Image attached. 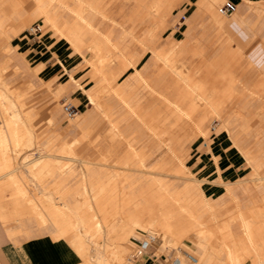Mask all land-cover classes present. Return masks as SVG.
I'll use <instances>...</instances> for the list:
<instances>
[{"label":"rangeland","instance_id":"374dc122","mask_svg":"<svg viewBox=\"0 0 264 264\" xmlns=\"http://www.w3.org/2000/svg\"><path fill=\"white\" fill-rule=\"evenodd\" d=\"M99 1L102 3V6L100 5L96 9L100 8L99 10L105 11V13L106 12L107 13L103 15L99 11L97 10L95 11V9L93 8L91 10L89 9V12L91 11L92 13L97 14L96 16L98 18V21L96 22V25L100 28L101 31L96 32L94 37L95 41L91 40V41H87V43L88 42L97 43L100 46L98 53L104 59H107L106 55L108 54L111 55L112 57L111 65L113 66L116 65L117 61L122 57L121 53L124 50L125 52H130L128 47H124V44L128 42V38H129L128 34H125L122 37V40L120 41L121 44L118 47H114L112 44V41L114 43V41L116 40L115 39L116 36H118L121 33L118 31V29L121 27L120 24L117 22V18L121 17L122 13H118V12H122L123 8L120 7L118 9H115L114 12V9L112 7L115 4H117L116 3L117 0H99ZM127 1H129L132 6L130 9H125L123 12L129 11V13L126 14L127 16L132 17L135 12L133 14H131V12L135 10V8H137L136 0H127ZM223 1L224 0H215L213 2L212 12L214 11L216 17H219V19H221L222 22H227L233 18V15L237 11L231 14H221L218 11V6ZM53 2L55 3L57 2L58 4L62 5V3L59 2L58 0H48V4L46 5V7H42L37 14L34 12L35 5L33 3L27 4L25 8L20 9L19 12L17 13V17L19 19L17 21L13 9L10 5V1L0 0V4L2 5L3 8L2 14L5 17L4 19L5 27L9 29V34L11 33L14 34L10 38L7 33L6 34L0 33V86L2 90L6 91L7 96L4 97H7L9 100L13 101L14 104L19 108L21 113L24 110L25 112L23 113H28V114L30 113V115H32V120L35 128L33 133L34 139L32 140L33 142L31 143V145L23 146L19 148L17 151H14V154L17 156V160L21 165L20 171L24 172L22 173V175L27 177V179L25 178L27 180L26 185L27 184L29 185V186L27 185V188L30 187L31 190L30 192H27V195L28 196L38 195L37 187L40 188L41 185H39L34 180L33 178L34 176H32L33 174H31L32 172L26 168L23 161L27 158L30 159L31 157H32L31 159H33L35 156L44 153L47 150V147L52 146L51 144L53 143H54V148H57L59 146L68 147L69 143H71L69 142L70 139L74 138L78 134V132L83 129L79 122L81 119L85 117V115L77 113V115L70 118L63 112L62 103L66 100L71 101L72 103H74V101L69 98H66V96L63 95L65 93L64 90L59 91L60 86L57 87L55 83L46 82L40 76L39 71L42 67V63L35 61L34 50L32 49L31 46V44L38 39L39 40H42L43 38L61 39L68 44L67 49L69 53L72 56L79 58V61L77 62L76 66L70 70V74L72 76L74 72H78L79 74H82V77L84 78V82L79 83V85L82 88H84V91L88 96V100L90 102L91 108L96 110L97 119L95 120V122H98L99 119H102L101 122H106L107 124V126L104 125L99 128V130H101V133H103L102 137L105 138L106 141L104 146L98 147V145H95L96 139H93L94 140L92 144L93 147L91 149L90 154L86 156V160L90 159L89 161L92 160L95 162V164H97V167L92 169L94 173L106 168L107 170L112 172H114L115 170L116 171L119 170V172L125 170L134 175L141 176L144 179L143 182H141L140 186L137 187L132 185L125 186V193L123 194L122 201L126 203L127 206L123 209L125 211L123 215L117 216L118 224L125 222V220L128 218V215L126 213L129 210L128 208L130 207V210H132L133 208L132 202L129 201V197H128L129 192L138 191L148 196L150 193L153 192L165 191L164 187L167 180L169 182H172L176 187H180L181 184L185 183V180L191 181L193 180L194 177L198 178V176L190 169V166H188V159L190 155L191 146L203 140L205 141L207 147L209 148L213 136L219 135L220 133L227 134L230 138H235L236 135L237 137L238 135H241L243 136V138H249L248 141L245 142V144L247 146L246 150H249L251 153V157L245 156V158H246V164L250 171L244 177L238 178L232 183H228V182L224 183L220 178V176H217L216 179H209V180H206L205 178H199L201 179L200 188L203 194L208 199V201L217 208L215 216L211 217L212 215L209 213V210L207 211V209H205L204 207H201L199 209L200 207L199 204L197 206H190L192 214L189 217L186 216L189 219L190 225H188L189 228L184 232V234L178 236V234L176 233L177 220L180 216L181 217L183 216L182 215H180L179 217L175 216L171 220L172 222L171 232L165 234L166 236L163 239H161L160 237L156 238V240L152 243V246L149 248L152 251L154 250V255L156 256L160 255L162 262L166 264H170V263L177 264L178 259L181 258V254L182 256L184 255L183 257L185 258L187 264H195L196 263L195 256L197 253L196 251L197 249L194 244V239L197 238L196 235L199 230L205 229L210 224L219 227L220 224L226 218H231L233 215H234L233 216L234 220L236 219V217L238 218L239 208L237 206V203L241 205L246 203L249 204L259 203L258 201L259 190L257 186L260 185L261 183L262 185H264V148L257 149L258 143L253 142L252 139L254 138L252 137L253 135H256L255 138H257L259 135L256 130L258 129V126L250 127L249 125L244 127V125L243 126L240 125L242 123L240 119H238L237 117L236 119L234 117L231 118V120L229 121L227 119L228 118L227 115L229 112H233L232 110L237 107V104L241 98H245L249 96L254 98L253 100L254 103L260 105V110L256 111L258 113L254 112L256 114L255 116L256 120L257 118L259 120L260 114L264 115V98H263L264 93H262L261 91L260 92L258 91V93L253 91L262 88L260 82L261 80H264L263 78L264 67L258 69L260 72H262L261 78L259 74L257 75L256 78H252L250 73L252 72V70H257V68L252 63H248L245 61V58L246 59L248 58L244 52H243L244 57L242 58V61L239 63L240 65H238L237 68H235L234 65L231 66L229 53L225 49V42H228L229 45H231L232 47H236L237 45H241V44L239 41L235 39L229 28L219 25V23L212 17V12L205 10L204 7L199 6L197 4V12L200 13L189 15L187 13V10L181 6L180 4L181 0H176L169 14L166 12L167 8H160L157 11V15H154L153 17V13L149 12V9H151L149 6L150 0H143V5H142L143 7L141 8L140 6L138 7L143 11L140 12V9H137L136 12L139 11L141 13V16L146 24L149 25L152 24V31H150V36L154 34V36H152L154 42L161 41L162 44H168L169 41L174 39V35L172 34L176 26H180L181 22L188 23L186 21L187 19H189L188 21L190 24V30L187 33L185 32L183 33V39H185L188 42L191 48L197 49L198 52L196 54L188 53L187 59L186 57H184L185 63L188 66L197 65L201 69L205 65H209L211 66L212 68L211 70L213 72L218 73L219 71L223 72V70H225V72L232 73L233 75L236 76L235 89L236 92H239L238 99L235 98L234 99L235 101L233 100V102L230 101L227 104H225L221 114L219 115L217 114V112L215 113V111H213L212 114L208 116L207 119L205 120L203 125L204 126L203 131L199 132L197 135L189 134L188 130L185 131L180 130L176 132V134L180 138H182L177 142V144L182 148L179 151L180 155L183 157L185 156L183 160H185L184 162L187 165V170H186V168H184L182 164H180V162H177L178 159L177 158L175 159L174 155L173 158L171 152L168 151V145L172 142L171 140L167 139L168 134H158V133L155 134L146 124L144 125L145 126L144 132L141 133L145 135L143 138H140L137 134L134 133L128 134L126 136L120 134L118 136H115V138L111 136L112 132L110 131L111 128L109 127L117 125V123H119L118 121L119 116H124L123 118H120L121 121L122 120L128 121L130 118L136 117V115L128 108V106L124 104L121 100H119L120 97L117 98L118 96L113 90V87L114 85H117V83H120L125 79L134 80L133 76L129 75L128 73L132 71L135 66L138 68V66L142 67L144 64L137 63L138 61L137 62L135 61L137 65L135 63L134 66L132 64H129L123 72L119 73L115 77L111 76L109 78V80L111 81V82L109 81L110 83L108 85L110 89L103 87V85H105V83L107 82L106 78L103 81L99 82L100 80L99 77L95 78V80H93L91 77V71L93 70V68L89 65V59L93 58L94 55L92 49L88 47L87 44L85 45V43H83V45L80 46L79 50L74 51L73 48L71 47L72 42L70 36L69 37L68 35L66 36V34L73 35L74 32H77L79 37L80 35L84 37L87 33H89L86 31L85 27L83 26V21L79 20V17L76 14V10H79L80 3L76 0H66V2L70 6L69 5L68 6L63 5L64 7L59 6L58 7L59 12L61 14L66 13L67 16L63 15L64 17L59 19L57 24L54 21V16H50L48 14V7H50V5ZM248 4L246 11L254 12L253 19H250L252 18L251 15H247V16L243 15L240 16L241 19L240 22L245 28L250 30L251 22L252 24L255 23L256 25L257 23L263 21L264 6L258 4L255 5L249 4L252 5L249 6ZM182 14H185L184 19H181L180 17ZM158 15H161V17H163L162 23L165 22V19L167 21L166 26L164 28H158L161 23H154L155 21L158 20L159 18ZM65 18L67 20H65ZM100 19L102 21H99ZM113 19H115L116 22ZM77 20L81 21L82 24ZM33 23H37L42 29L38 37L31 35L26 31V28ZM79 23L81 24V26L79 25ZM184 25L185 24H183V26ZM11 28L13 29L16 28L18 30L12 31ZM107 31L113 34L114 38H111L112 40L110 39V37L108 40H106L105 36L103 35ZM150 36L148 37L147 35V38H152ZM134 38L135 39L129 41V43L132 44L130 46V49L131 51L138 52L141 50V47L136 42L138 40V37L134 36ZM87 47L89 48L90 51L88 50ZM243 47L244 46L242 45V51H243ZM142 49H144L145 51L149 50L146 46L143 45H142ZM150 51L151 50L148 51V55H149V57H147L148 61L152 56ZM155 59L157 61L156 55H155ZM157 68L160 69L159 75L154 77V81L157 86L160 85V83L163 82L165 79L168 80L177 79L176 74L171 72L168 67H164L162 61L158 62ZM94 70L97 72L96 69ZM200 73L201 72L197 71L195 75L199 76L201 75ZM73 81H76V79L73 78ZM1 83H7L9 86L4 87ZM98 88H99L98 97H100L101 99L99 98L93 102L88 93L89 92L94 93ZM137 91H139V93L141 92L144 93V96L148 98L147 101L149 102L152 101L153 103V100L156 96L155 93H148L147 90H145V87L143 86H139L137 88ZM113 92L116 94L117 97L113 96L114 94ZM161 100H163L164 108H165L166 101L164 99ZM100 101L102 103L104 102L106 105L100 104ZM78 115H80L81 118L79 122H75L74 120L78 117ZM263 119L260 121H263ZM213 123H216V128L214 131H211L210 125H212ZM256 124L257 123H255V125ZM260 126L261 127H259L258 129L259 131L264 129L263 127L264 125L260 124ZM112 129H114V127H112ZM116 129L119 130L118 126L117 128L115 127L114 130ZM90 130L91 127H88L87 129H85V132L89 133ZM96 138L98 139V137ZM50 152H52L53 154H57L58 156L57 159L58 160L60 159L61 163H63L65 166L67 167L69 165L72 166L70 171L67 172L64 176L65 182L63 183L62 187L73 190L74 185H76L78 190L81 191V177H82L81 173L84 171V168H82L81 162L79 160V156H77L73 151L60 152L58 150H51ZM133 152H136V155H133ZM102 153L107 154L108 157L107 160L103 162L104 164L102 163L103 160L99 162V157L101 156ZM124 154L132 156L128 164L127 163L121 164L114 162V160L116 161L117 157L122 158ZM165 154H167L168 157L165 158ZM59 155L61 156V158H59ZM138 159L143 162L142 166H140L141 171L136 168L138 166L137 163ZM158 160L160 161L159 164L161 166L158 164L157 166H160V168L158 167L159 168L158 169L157 167H155L154 169L152 165ZM252 163L255 165H252ZM123 165L126 167L127 166L132 167L133 169H125V168L123 169ZM173 168H175L176 170ZM171 169H173L175 173H179V176H177L178 174L173 173L174 172L173 170L171 172ZM180 170L182 171V173ZM161 171H163L164 173L163 172L161 173ZM167 173L170 175H168ZM171 173H173V175ZM180 174L186 176L182 177L180 176ZM257 175L263 176L262 180L257 179L258 178ZM51 178H49V180ZM155 179L158 180L155 181ZM253 180H255V183ZM245 182L248 185L247 189H243L242 187L243 186L242 184H244ZM256 182L259 183L257 184ZM173 184H171V187H173ZM204 184L208 186H212L213 189L214 188L217 189L215 191L212 190V194H206V191L204 190ZM1 186L3 187L0 188V192L2 195H4L3 196L4 198H7V196L9 197L11 191L15 188L13 186L11 187L5 185H1ZM56 187H57L56 184L50 181L47 182L46 187L42 189V191L51 192L54 198L57 196L56 193L54 192L55 190H57ZM175 198L177 199L179 198V196H176ZM232 198L233 199L236 198V199L233 200ZM182 199L183 202H187L186 196H184V198ZM53 201H55V203L58 202L57 204L66 202L70 204V206L73 208L80 206V199L75 197L73 191H69V193L63 197H56L53 199ZM198 201H199V197L196 199V202ZM156 206L159 207V204L157 203L155 205V211L157 212L158 207L156 208ZM234 212L236 213V216ZM147 217L148 216L146 215L144 217L146 221H148ZM261 217L262 215L258 216V218ZM195 218L198 219V222L196 224L194 223ZM239 219L235 220L234 224L237 225L238 224L237 222L240 221ZM11 220L12 219L3 220L1 218L0 223L6 224L9 223ZM14 220L17 223H20L18 219H14ZM20 220H25V221H21V224L23 223L26 224V226H28V229L27 230L23 229V231L20 230L21 232L19 231L16 232L18 235L15 233L17 235L15 239H20L23 237H27V236L29 237L40 234H48L52 237V230H53L51 227L52 224H50L51 222L48 219H46L48 222L46 220H44V222L42 221V223H40L41 225L32 215L30 216L25 215L21 217ZM147 223L144 226V228L135 226L133 231L131 233H128L127 238L124 240V245L126 246V249L123 255V262L121 264H138V262H142L141 260L147 258L148 256L147 253L143 254L140 258H138L136 262H132L128 258L136 237L143 234L144 230H148L146 228L149 225V223L148 225ZM192 223H194L195 225L191 226ZM156 227L158 226L155 225V228ZM80 230L83 234H85L84 231H82V229ZM59 237L65 240V242L69 246V249L74 253L75 261L73 262V264H83V259L81 257L80 252H78L74 246H70L71 244L69 242L72 240L77 241L78 238L81 237L79 230L76 229L74 231L68 232L64 236H59ZM87 243H89L88 247L89 246L91 247V245L92 247L94 246L93 245L94 243L91 240H89V238L87 239ZM207 246L209 247L208 243ZM170 248H174L175 250L171 257L173 260H169L165 262L163 260V257L169 253ZM91 249L92 248H90V250ZM90 250L89 252L92 253L91 252L92 250L91 251ZM90 258L93 264H99L96 263V261L93 259L94 257L90 256Z\"/></svg>","mask_w":264,"mask_h":264},{"label":"bare ground","instance_id":"6f19581e","mask_svg":"<svg viewBox=\"0 0 264 264\" xmlns=\"http://www.w3.org/2000/svg\"><path fill=\"white\" fill-rule=\"evenodd\" d=\"M58 1L61 2L62 5H69L66 0ZM76 1L80 3L79 10H76V14L79 17V20L83 21V26L85 27L86 31L90 34L87 33L84 37H82L81 35L79 37L78 33L74 32L73 35L66 34V36H70L72 42L71 47L74 51L79 50L80 46L83 45V43H85V45L87 44L88 47L92 49L94 55L93 58L89 59V65L93 68V70L92 68L91 70L93 71V73L99 74L102 80L106 78V83L109 84L111 81L108 79L107 76V64L111 63V55H106L107 59H104L98 53L100 46L97 43H87V41L94 40L95 34L96 32H99V30L91 24L90 19L87 18L85 14L89 13V9L91 10L93 8L95 9V11L97 10L101 14L105 15L103 11L99 10L100 8L96 9L98 6H102V3L99 0ZM172 1L173 0H150L149 6L151 9H149V12L153 13L154 17V15H157V11L160 8H167L166 12L168 13ZM204 1L205 3L207 2L209 6L213 7V2L215 0H203V2ZM246 2H249V4L254 5L257 4L256 2L250 0H247ZM28 3L29 1L27 0H18V10L24 8ZM142 5L143 0H136V10L143 7ZM139 6L140 8H138ZM141 11L143 10L140 9V12ZM158 17V20L154 23H162L163 17H161V15H158ZM215 18L218 23H222L221 19L219 20V17H216V15ZM79 22L82 24L81 21ZM80 23L79 25L81 26ZM11 29L12 31L18 30L16 28ZM0 33H7L10 38L14 35L12 33L9 34V31L6 30V27L2 26L1 24ZM103 35L105 36L106 40L109 39L108 35ZM112 44L114 47H117L116 42L113 43L112 41ZM168 61L171 60L168 59ZM168 61H166V63L169 70L175 73L177 77L184 78L183 83L188 86V81L186 78L187 75L184 66L182 64H169ZM122 63L124 65V61H122ZM94 69H96L97 72ZM224 80L225 90H223L222 94L218 97L214 96V89H211L210 95L199 94L197 91H188L189 93L187 92L183 98L187 100L189 104L188 109H179L178 104L176 102L172 101L168 96L162 95V99L166 101L165 115L160 121L155 122L154 120L153 122L146 125L155 134H168L169 130L178 122L179 119L184 117L191 118V113L196 103H200L203 107L209 110L211 114L213 111H215V113L217 112L218 115L221 114L222 111H220V109L224 104H227L230 101L233 102L235 98L238 99V97H235L234 95L235 81L232 75L230 73H227ZM1 84L4 87L9 86L7 83ZM118 84L119 83H117V85ZM145 84L149 86L148 83L145 82ZM260 84L262 85V88H260L259 91H263L262 89L264 88V80H261ZM197 86H199V84ZM113 90L116 92L118 97L128 103L126 97H124L123 93H121V90ZM88 94L93 102L100 98L98 97V92L94 94ZM4 96H7L6 91L2 90L0 86V188L3 187L1 185L10 187L13 186L15 188L11 191L10 196H7V198H4V195H2L0 192V219H18L20 223H17V226L14 230L15 233L18 231L21 232L20 230L23 231V229H28V226H26V224H21V221L25 220H20V218L25 215L34 216V218L39 224L42 223V221L44 222V220L48 219L51 222L50 224H52V237L55 239L60 238L59 236H64L68 232L74 231L76 229L79 230L81 237H79L77 241H68L71 244L70 246H74L75 249L80 252L81 257L83 259V264H93L90 256L94 257L93 259L96 261V263L99 264H121L123 262V255L126 249V246L124 245V240L127 238L128 233H131L133 231L135 226L144 228V226L148 222L149 225L147 223L148 226L146 229L150 230L151 232L158 235L161 239H163L166 236L165 234L171 232V220L175 216H183H180L177 220L176 233L178 234V236L184 234V232L189 228L188 225H190V223L189 219L186 216L189 217L192 214L190 206H197L199 204V209L201 207H204L205 209H207V211L209 210V213L212 215L211 217L215 216L217 208L214 207L203 194L200 188L201 179L194 177L191 181L185 180V183H183L180 190H175L173 187H171V184L173 183L167 180L164 187L165 191L162 192H153L150 193L148 196L138 191L129 192L128 197L129 201H131L133 204V208L132 210H130V207L128 208L129 210L126 212L128 218L125 220V222L118 224L117 216L123 215V213L125 212L123 209L127 206L126 203L122 201L123 194L125 193V186H140L141 182H143L144 179L141 176L134 175L125 170H122L120 172L119 170H115L114 172H112L107 170L106 168L96 173H93V171L88 169L84 170L81 173V191L78 190L76 185H74L73 190L69 188H63L62 185L65 182L64 176L67 172L70 171L72 166H65L63 163H61L60 159V161L57 159V154H53L50 151L58 150L60 152H72L71 146L73 145L72 142L74 141L69 143L68 147L59 146L57 148H54L53 143L51 144L52 146L47 147V150L44 153L40 152L41 154L35 156L33 159H31V157L30 159L27 158L23 161L26 168L32 172L31 174H33L32 176H34V180L39 185H41L40 188L37 187L38 195L28 196L27 192H30L31 190L30 187L27 188L28 184L26 185L27 177L22 175V173L24 172L20 171L21 165L17 160V156L14 154V151H17L23 146L31 145V143L33 142L32 140L34 139L33 133L35 128L32 120V115H30V113H23L25 112L24 110L22 114L19 108L14 104V102ZM100 104L103 105L104 102L102 103L100 101ZM130 108L143 120V112L137 110V107L135 106H130ZM232 111L233 112H229L227 115V119L229 121L231 120V118L237 117L242 121L244 127L249 125L248 120L251 117L249 118L246 115V111L244 112L243 110H241V107H236ZM206 114L207 112L205 113V115ZM169 117H172L174 120L170 121L171 123L166 124L169 120ZM263 118V114H260L259 119L262 120ZM202 131L203 128L196 126V133ZM112 133L116 134L117 129L114 130ZM167 139L172 141L175 138L167 137ZM241 150H243V148ZM168 151L171 152L172 157L174 155L175 159L177 158L179 160H177V162H180V164H182V166L187 170V165L184 162L185 160H183L185 156H181L177 152V150L174 149L172 143L168 145ZM243 153L246 157H251V153L249 150L245 149L243 150ZM127 154H124L122 158L117 157L116 161L114 160V162L128 164L132 156H129ZM133 155H136V152H133ZM59 158H61L60 155ZM107 158V155L103 154L99 157V162L103 160V163L107 160ZM137 163L138 166L136 168L140 170V166H142L143 162L138 159ZM158 164L155 163L152 165V167L154 169L155 167L160 168L161 165L159 164L160 166H157ZM252 165L255 164L252 163ZM124 168L133 169L132 167H126L123 165V169ZM173 169H171V172ZM162 172L163 171H161V173ZM173 173H175V171ZM173 173L171 174L173 175ZM175 174H178L177 176H179V173ZM183 174H180V176L183 177ZM49 178L51 179L49 180ZM262 178L263 176H258L257 179L262 180ZM156 180L158 179H155V181ZM50 181H52L57 186V190L54 191L57 195H55L56 197H63L67 195L69 191H73L75 197L80 199V206L73 208L70 206V204L66 202H63L61 204H57L58 202L55 203L53 199L56 197L53 198L51 192L42 191V189L46 187L47 182ZM253 181L255 183V180ZM256 183L258 184L259 182ZM193 190H195L197 194H200V200L198 202L194 200L195 196H193L192 194ZM176 196H179V198L176 199ZM184 196H186L187 202H183L182 198H184ZM258 201V204L254 203L246 207H241L240 204L237 203V206L239 208V216L238 218L236 217L235 220L240 218V221L237 222V225L234 224V215H231L232 217L230 216L231 218H226L220 224L219 227L210 224L205 229L199 230L196 235L197 238L194 239V244L197 249V253L195 256V264H264V191L262 195L258 198ZM156 202L159 204V207L156 206V208L158 207L157 212L155 211V205L157 204ZM235 212L234 214L236 216ZM145 215L148 216V221L144 219ZM261 215L262 217L258 218V216ZM197 222L198 219L195 218L194 223L196 224ZM194 223H192L191 226H194ZM155 225H157L158 227L155 228ZM80 229H82L85 234H83ZM87 237L94 243L93 247L92 245L91 247H88L89 243H87ZM207 243L209 247L207 246ZM90 248H92V251L90 250ZM89 250L92 253H90ZM183 256L181 254V258L179 257L180 259H178L177 264H187Z\"/></svg>","mask_w":264,"mask_h":264},{"label":"crops","instance_id":"0c3cea01","mask_svg":"<svg viewBox=\"0 0 264 264\" xmlns=\"http://www.w3.org/2000/svg\"><path fill=\"white\" fill-rule=\"evenodd\" d=\"M9 1L15 14V18L18 21V0ZM28 1L29 3H33L35 5L34 12L36 14L40 11L42 7H46V5L48 4V0ZM175 1L176 0L172 1L168 14L171 12V8L173 7ZM232 1L236 4V9L232 13H234L235 11L237 12L233 15V18L230 21L219 23V25L229 28L235 39L241 44L237 45L236 47H232L231 45H229L228 42H225V49L229 53L231 66L234 65V67L237 68L238 65H240L239 63L244 57V52L248 58H245V61L248 63H252L257 68V70H252V72L250 73L251 77L256 78L259 74L261 78L262 72H260L258 69L264 67V19L262 22L257 23L256 25L255 23L252 24L251 22V29L248 30L241 24L240 16L251 15L252 18L250 19H253L254 12L246 11L248 4L246 2L247 0ZM250 1L256 2L258 5L264 6V0ZM116 3L117 4L112 7L114 9V12L115 9H118L120 7H122L124 11L125 9H130L132 6L131 3L127 0H117ZM180 4L187 10V13L189 15L200 13L197 12V4L199 6L204 7L205 10L211 12L213 10V7L209 6L207 2H203V0H181ZM59 6L63 5L58 4L57 2H53L50 7H48V14L50 16H54V21L57 24L59 19L63 18L64 16H67L66 13L61 14L59 12ZM2 9V5L0 4V24L2 26H5V17L2 14ZM123 11L118 12L122 13L121 17L117 18V22L120 24L121 27L118 29V31L121 33L116 36V40L114 42H116V45L118 47L121 44L120 41L122 40V37L125 34H128V42L124 44V47H128L130 52H125L124 50L121 53L122 57L117 61L116 65L112 66L111 63L107 65L108 79L111 76L115 77L119 73L123 72L129 64H132L134 66V63L136 65L137 63H143L144 65L142 67L138 66L137 68L135 66L134 69L128 73L129 75L133 76L134 80L125 79L119 83L120 85H114L113 87V89L115 90H121V93H123L124 97H126L128 103H126L123 99L117 97L115 94L116 92H113V96H116L117 98H119V100L126 104L134 114L135 112L130 108V106L137 107V110L143 112L144 114L143 120L137 114H135L136 117L130 118L128 121H121L120 118H123L124 116H119V123H117V125H114L116 128L118 126L119 130L117 129V133H112L111 136L115 138V136H118L120 134L126 136L128 134L134 133L137 134L140 138H143L145 135L141 133L144 132V125L149 124L154 120L155 122H158L165 115L164 102L163 100H161L162 95H166L172 101L176 102L178 104L179 109H188L189 104L187 100L183 99L184 95L188 91H197L199 94L210 95L211 89H214L215 92L213 94L215 97H218L222 94L223 90H225L224 78L226 77V74L228 72H225V70H223V72L219 71L217 73L213 72L211 70V66L209 65H205L201 69L197 65L188 66L185 63L184 57H186L187 59L188 53L196 54L198 52L197 49L191 48L188 42L183 39V33H187L190 30V24L188 21L189 19H187L186 21L188 23L181 22L180 26H176L172 34L174 35L173 40L169 41L168 44H162L161 41H153L152 36H154V34L150 36V31H152V24H146L141 16V13L139 11L135 12L136 8L131 12V14L135 12L132 17L127 16L129 11ZM103 12L104 14L107 13H105V11ZM96 15L97 14L92 12L85 14V16L90 19L91 24L96 27L100 32V28L96 25V22L98 21ZM182 15L184 17L181 19H184L185 14ZM212 17L216 20L214 11L212 12ZM65 20L67 19L65 18ZM99 21L102 20L100 19ZM166 22L167 21L165 19V22L161 23L158 28H164L166 26ZM183 24L185 25L183 26ZM6 30L9 31L8 28H6ZM41 31L42 29L40 28L38 32L31 35L38 37ZM104 34L108 35L110 39L114 38L113 34L109 31L105 32ZM147 35L148 37L150 36L152 38H147ZM134 36L138 37V40L136 42L141 47V50L138 52L131 51L130 49V46L132 44L129 43V41L135 39ZM142 45L146 46L149 50H151L150 52L152 56L149 61L147 60V57H149V50L145 51L144 49H142ZM242 45L244 46L243 51ZM31 46L34 50L35 61L42 63V67L39 71L40 76L46 82L55 83L57 87L60 86L59 91L64 90L65 93L63 95H65L66 98H69L74 101V103L70 101L74 105L76 110L74 116L77 115V113L85 115V117L81 120L80 115H78V117L76 118L75 122H79L80 120L79 123L83 129L79 131L74 138H71L69 142L74 141L73 145L71 146L72 151L77 156H79L82 168H84V170L91 169V171H93L92 169L97 167V164H95L94 161L86 160V156H88L91 152V149L93 147L92 144L94 141L93 139H96L95 145H98V147L104 146L106 141L105 138L102 137L103 133H101V130H99V128L104 125L107 126V124L106 122H101L102 119H99L98 122H95V120L97 119L96 110L91 108L88 96L85 93L84 88L79 85V83L84 82L82 74H79L78 72H74L73 76L70 74V70L76 66L77 62L79 61V58L74 57L69 53L67 49L68 44L61 39H38L34 41ZM155 55L158 62H163L164 67H168L165 63L166 61H168V59L171 60L168 61L170 64H182L186 70L188 86L183 83L184 78L180 77H177V79L174 80L165 79L163 82L160 83V85L157 86L154 81V77L159 75L160 69L157 68L158 62L155 59ZM122 61H124V65ZM135 61L138 62L136 63ZM197 71L201 72V75H195ZM230 74L232 75L235 81L236 76L232 73ZM91 77L93 80L99 77V82L103 81L99 74H95L92 71ZM73 78H75L76 81H73ZM143 80L148 83L149 86H147V84H145ZM198 84L199 86H197ZM108 85L109 84L105 83L103 87L110 89ZM139 86L145 87V90H147L148 93L156 94L153 103L152 101H147L148 98L144 96V93H139V91H137V88ZM259 90L260 89L253 91L258 93ZM98 91L99 88L94 93ZM261 92L264 93V89ZM89 93L94 94L92 92ZM234 95L235 97H238L239 95V92H236L235 84ZM253 100L254 98L251 96L241 98L237 104V107H241V110H243L244 112L246 111V115L249 118L251 117L248 120V124L250 125V127L258 126L259 128L260 124L264 125V119L263 121H260L261 119L258 120V118L256 120V114L254 112L260 110V105L254 103ZM224 105L222 106L220 111L223 110ZM206 112L207 114L205 115ZM210 115L211 113L209 110L203 107L200 103H196L192 110L191 118L184 117L179 119L178 122L169 130L168 137L175 138L174 140H172L171 143L173 144L174 149H176L178 153L182 148L177 144V142L182 138H180L176 134V132L180 130H188L189 134L197 135L198 133L195 132L196 126L203 128L205 120ZM173 120L174 119L172 117H169V120L166 124L171 123L170 121ZM255 123L257 124L255 125ZM240 125L243 126V123H241ZM114 126L109 127L111 128V132L114 131V129H112V127ZM88 127H91L89 133L85 132V129H87ZM256 130L259 135L257 138H255L256 135L252 136L254 137L252 138L253 142L258 143L257 149L264 148V130ZM96 137H98V139ZM236 137L230 138L227 134L224 133L215 135L213 136L209 148L207 147L205 141H199L197 144L190 147L188 166H190V169L198 176V178H205L206 180L216 179L217 176H220L224 183H232L238 178L244 177L250 171L246 164V158L243 153V150L247 149L245 142L248 141L249 138H243V136L241 135H238L237 138ZM242 148L243 150H241ZM103 154L107 155L105 153H102L101 155ZM166 157H168L167 154H165V158ZM155 163L158 164L160 163V161L158 160ZM182 185L183 184H181L180 187H176L173 184V187L175 190H180ZM242 185L243 189L248 188L246 182ZM257 188L259 190V198L264 191V186L260 184L257 186ZM216 189L217 188L213 189L212 186L204 184V190L206 191V194H212V190L215 191ZM192 194L196 197V199L199 197L200 200V194H197L195 190L192 191ZM195 197L194 200L196 201ZM252 204L246 203L242 205L240 204V206L246 207ZM16 226L17 222L14 219H12L9 223L6 224L0 223V264H73V262L75 261L74 253L69 249L68 244L63 238L55 239L48 234H40L15 239L18 235H16L14 232ZM13 234H15L16 236ZM151 251L152 250L149 249L147 252V258L141 260L142 262H138V264H166L162 262L160 255L153 257L151 255Z\"/></svg>","mask_w":264,"mask_h":264},{"label":"built area","instance_id":"2783aa9c","mask_svg":"<svg viewBox=\"0 0 264 264\" xmlns=\"http://www.w3.org/2000/svg\"><path fill=\"white\" fill-rule=\"evenodd\" d=\"M236 9V4L232 1V0H224L219 6H218V11L221 14H230L232 13L234 10ZM181 18H183L184 16L181 15ZM40 30V26L37 23H33L31 25H29V27L26 28L27 33L29 34H35L36 32H38ZM62 109L64 111V113L71 117L74 116L76 110L74 105L70 102V101H66L62 104ZM216 127V123H213L212 125H210V130L214 131ZM159 236L156 235L155 233L149 231V230H144V233L137 236L132 250L129 253V259L132 262H136L138 258H140L143 254L148 252V249L152 246V243L156 240V238H158ZM174 248H170V251L167 255H165L163 257V260L165 262L169 261V260H173L172 254L174 252ZM152 256L156 257V255H154V250L151 253ZM176 261V259H175Z\"/></svg>","mask_w":264,"mask_h":264}]
</instances>
